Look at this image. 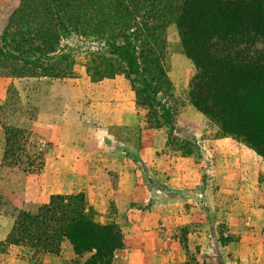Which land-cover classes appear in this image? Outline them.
Masks as SVG:
<instances>
[{
  "label": "trees",
  "instance_id": "obj_1",
  "mask_svg": "<svg viewBox=\"0 0 264 264\" xmlns=\"http://www.w3.org/2000/svg\"><path fill=\"white\" fill-rule=\"evenodd\" d=\"M170 24L194 67L190 105L264 158V0H18L0 34V78L63 77L70 56L59 43L78 36L100 45L88 54L87 74L100 80L121 72L135 105L155 116V96L170 85L161 64ZM19 136L5 134L2 162L14 163ZM11 218L3 244L44 256L68 242L76 257L69 264H111L122 248L118 227L96 223L81 193L50 195Z\"/></svg>",
  "mask_w": 264,
  "mask_h": 264
},
{
  "label": "rangeland",
  "instance_id": "obj_2",
  "mask_svg": "<svg viewBox=\"0 0 264 264\" xmlns=\"http://www.w3.org/2000/svg\"><path fill=\"white\" fill-rule=\"evenodd\" d=\"M17 1L0 0V34ZM99 46L71 35L59 43L61 53L70 56L63 77L0 78V162L16 180V187H9L15 189L13 202L20 204V210L32 212L38 207L37 201L28 199L23 188L31 184L58 185L56 179L45 182L41 170L50 148L53 157L59 155L64 143L63 127H67L68 134H77V128L91 134L94 128L113 123L116 117L121 126L128 128L126 134L113 131L122 143H116L117 148H136L141 129L147 128L153 134L147 143L150 141L166 156L165 166L176 163L171 157L184 158L189 183L176 191L185 203L178 205L176 211L181 218L170 221L168 237L190 248L188 259L196 264H264V158L239 137L220 134L216 125L190 105L187 93L194 67L180 49L175 27L170 24L166 28L161 55L170 85L155 96L159 108L164 107L169 114L164 118L159 108L153 111L154 116L135 105L133 91L121 72L100 80L87 74L84 66L88 54ZM132 106L135 115L130 113ZM154 122L159 124L154 126ZM5 134H21L13 146L12 164L11 159L2 162ZM221 138L229 143L213 144ZM44 142L46 147L40 149ZM131 160L133 167H139V159ZM158 164L151 169L154 173ZM109 179L114 182L115 175L110 173ZM12 200L0 196V215L10 218V226L11 215L18 210ZM89 210L96 220L95 211ZM2 242L0 264H42L43 256Z\"/></svg>",
  "mask_w": 264,
  "mask_h": 264
},
{
  "label": "crops",
  "instance_id": "obj_3",
  "mask_svg": "<svg viewBox=\"0 0 264 264\" xmlns=\"http://www.w3.org/2000/svg\"><path fill=\"white\" fill-rule=\"evenodd\" d=\"M134 112L132 106L130 113L133 115ZM196 113L199 114L197 111ZM127 129L121 126L116 117L113 118V123H109L107 127H96L91 134H84L78 128L77 134H68L67 127H63L65 136L62 138L64 143L60 145L59 155L53 157V149L50 148L41 170L45 182L56 179L59 183L50 187L47 184L25 186L23 189L27 191L28 199L37 201L39 206L46 203L53 194L81 193L86 206L95 211L96 223L114 224L120 230L122 248L114 253L111 264H196L187 258L190 255L189 247L168 237L171 230L169 223L181 218L176 210L178 205L185 203L177 195V191L189 183L188 168L183 166L186 163L184 158L171 157L176 163H172L169 168L168 165L165 166L166 156L157 151L150 141L147 143L153 135L152 130L147 128L140 131L139 146L132 149L117 148L116 143H122L113 134H126ZM227 140L215 139L213 144L222 145ZM2 146L0 124V150ZM45 147L44 142L41 149ZM145 155L151 157L144 159ZM131 158L141 161L139 167L132 166ZM155 163H159L154 168L157 173L151 170ZM110 173L115 175L114 182L109 179ZM12 175L0 162V196L10 200L15 195V189L9 187H16V180ZM166 187L174 189L173 193H169ZM150 190L154 194L147 195ZM12 203L21 209L17 201L12 200ZM9 227L10 218L0 215V241L5 239ZM88 256L89 254H84L80 261ZM75 258L69 243L63 242L59 254L44 255L42 264H69Z\"/></svg>",
  "mask_w": 264,
  "mask_h": 264
},
{
  "label": "built area",
  "instance_id": "obj_4",
  "mask_svg": "<svg viewBox=\"0 0 264 264\" xmlns=\"http://www.w3.org/2000/svg\"><path fill=\"white\" fill-rule=\"evenodd\" d=\"M42 145H43V144H42ZM42 145H41V146H42ZM40 149H41V148H40Z\"/></svg>",
  "mask_w": 264,
  "mask_h": 264
}]
</instances>
